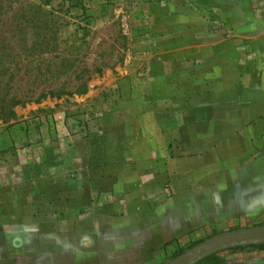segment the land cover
<instances>
[{"label": "rangeland", "instance_id": "1", "mask_svg": "<svg viewBox=\"0 0 264 264\" xmlns=\"http://www.w3.org/2000/svg\"><path fill=\"white\" fill-rule=\"evenodd\" d=\"M215 11L206 10L210 21ZM168 52L182 56V0H0V264H123L136 255L103 233L115 202L93 197L87 181L133 145L152 98L169 97L158 86L166 79L153 75ZM248 225L229 231L264 219ZM220 233L175 244L157 264ZM217 255L220 264H264V249Z\"/></svg>", "mask_w": 264, "mask_h": 264}, {"label": "crops", "instance_id": "2", "mask_svg": "<svg viewBox=\"0 0 264 264\" xmlns=\"http://www.w3.org/2000/svg\"><path fill=\"white\" fill-rule=\"evenodd\" d=\"M259 1L182 0V56L164 53L163 66L153 70L166 79L158 86L169 97L152 98L148 125L131 133L133 145L117 148L114 164L92 168L93 197L115 202L99 223L103 233L113 231L124 254L137 251L123 264H157L175 244L264 219ZM210 9L221 11L226 34L209 20ZM146 170L164 173L145 178ZM167 184L173 194L163 189Z\"/></svg>", "mask_w": 264, "mask_h": 264}, {"label": "water", "instance_id": "3", "mask_svg": "<svg viewBox=\"0 0 264 264\" xmlns=\"http://www.w3.org/2000/svg\"><path fill=\"white\" fill-rule=\"evenodd\" d=\"M264 245V225L216 234L187 249L167 264H199L224 251Z\"/></svg>", "mask_w": 264, "mask_h": 264}, {"label": "built area", "instance_id": "4", "mask_svg": "<svg viewBox=\"0 0 264 264\" xmlns=\"http://www.w3.org/2000/svg\"><path fill=\"white\" fill-rule=\"evenodd\" d=\"M255 1V0H254ZM254 3V2H253ZM256 3V2H255ZM254 11L256 13V15L259 17V18H263L264 19V0H260L259 2H257L254 6ZM216 15L214 14V17H213V22L214 24H216V28H217V31L219 33H223V34H226L227 32V28H226V25L225 23H223L218 15H217V11H215Z\"/></svg>", "mask_w": 264, "mask_h": 264}, {"label": "trees", "instance_id": "5", "mask_svg": "<svg viewBox=\"0 0 264 264\" xmlns=\"http://www.w3.org/2000/svg\"><path fill=\"white\" fill-rule=\"evenodd\" d=\"M251 248H255V249H264V245H260V246H250ZM244 248H247V247H244ZM244 248H237V249H234V250H241V249H244ZM221 261H220V258L218 255H213L209 258H207L206 260L200 262L199 264H220Z\"/></svg>", "mask_w": 264, "mask_h": 264}]
</instances>
